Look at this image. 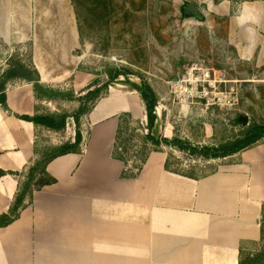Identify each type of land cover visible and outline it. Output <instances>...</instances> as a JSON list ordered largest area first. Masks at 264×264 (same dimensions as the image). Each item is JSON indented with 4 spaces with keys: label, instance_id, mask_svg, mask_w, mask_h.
<instances>
[{
    "label": "crops",
    "instance_id": "0c3cea01",
    "mask_svg": "<svg viewBox=\"0 0 264 264\" xmlns=\"http://www.w3.org/2000/svg\"><path fill=\"white\" fill-rule=\"evenodd\" d=\"M67 14V31L59 36L67 39L66 59L59 42L48 57L52 62L35 48L23 62L37 70L41 83L54 88L71 82L77 95L93 78L69 60L81 35L74 13ZM5 33L0 21L7 44L16 37L24 41V34ZM5 93L10 111L0 103V169L13 173L0 177V214L9 212L28 168L43 157V135L59 146L74 142L77 130L73 118L56 131L19 117L65 111L59 101L38 99L32 82L12 79ZM123 104L109 90L81 118V152L52 159L46 170L56 182L27 197L19 217L0 227V264H239L241 249L258 250L264 142L228 156L203 176L168 169L170 153L163 146L135 177H126L130 163L114 156L120 116L131 113L130 103ZM164 136L172 135L166 129Z\"/></svg>",
    "mask_w": 264,
    "mask_h": 264
},
{
    "label": "rangeland",
    "instance_id": "374dc122",
    "mask_svg": "<svg viewBox=\"0 0 264 264\" xmlns=\"http://www.w3.org/2000/svg\"><path fill=\"white\" fill-rule=\"evenodd\" d=\"M186 1L199 7L205 18L186 16ZM75 3L83 36L69 60L75 58L93 81L108 79L109 63L140 72L159 97L157 134L164 136L167 129L171 138L178 136L198 148L216 147L244 138L253 124L264 125V0H0L2 30L24 34L23 42L16 37L9 44L0 36V71L11 57L31 60L34 48L52 62L48 57L59 42L63 45L59 53L66 59L67 39L59 36L67 31V13H74L78 25ZM139 82L136 76L121 77L110 88L123 105L130 103L132 117L123 118L129 119L131 129L140 120L146 122L145 102L132 85ZM70 86L66 81L54 88L72 90ZM55 100L58 108L70 113L80 103ZM243 115L248 116L247 123L240 120ZM134 133L127 157L129 170L136 171L132 161L137 160L143 131ZM46 134L42 137L48 146L45 153L54 140ZM165 148L171 154V167L190 175H206L229 160Z\"/></svg>",
    "mask_w": 264,
    "mask_h": 264
},
{
    "label": "trees",
    "instance_id": "16d2710c",
    "mask_svg": "<svg viewBox=\"0 0 264 264\" xmlns=\"http://www.w3.org/2000/svg\"><path fill=\"white\" fill-rule=\"evenodd\" d=\"M74 1V0H73ZM75 10L77 13L78 27L81 37L83 36L82 25L80 23V16L78 15L77 4L75 3ZM8 68L3 72L0 77V103L5 110H9L6 99L7 83L12 79H23L32 82L34 85L35 93L38 99L55 100V99H68L79 100V107L75 112L70 113L67 111L59 113H37L34 116L22 115L19 116L26 120L33 121L36 125H42L51 130L61 131L67 126L69 118H73L76 123V138L75 141L65 142L59 146H53L49 152H44L43 157L37 160L32 166L28 168L27 175L15 197V200L10 207L9 212L0 214V227H5L17 219L22 209L27 206V197L32 198L36 190L41 189L45 185L56 182V179L49 175L46 170L47 164L54 158L65 155L71 152H81L82 132L78 128L81 123V118L88 114L95 106L97 101L104 97L102 92L107 94L116 82L120 81L121 77L136 76L140 79L139 84H132L133 87L140 93L141 98L145 102L146 117L145 121H139L138 127L130 128L129 119L132 115L129 112L120 116V123L117 129L114 156L115 158L129 163L127 154L132 150L133 145L130 144L131 139L135 135L134 131L142 129L143 135L141 139V148L137 151V160H133L135 170L130 172L124 171L123 176L135 177L142 169L149 154L153 151H162L163 146L178 147L180 149L188 150L190 152H200L204 157H227L238 153L242 150L248 149L257 144L258 141L264 138V125L253 124L251 129L247 131L244 138H234L221 143L216 147L203 146L198 148L193 144H189L181 140L178 136L172 138L165 137L155 132L159 121L160 114L158 111L159 97L152 87V85L143 77L140 72L133 70L126 66H116L109 63L106 67L105 73L108 79L100 82L99 79L93 81L80 96H77L73 90H59L52 88L40 82V76L37 70L29 64L23 62L19 58L11 57L8 61ZM238 123V119H235ZM132 130L128 137L125 136L126 131ZM129 134V132H127ZM127 134V135H128ZM249 134V135H248ZM131 155V154H130ZM166 167L175 172L183 173L178 169L171 167V154L166 162ZM13 172H8L0 169V177ZM185 174V173H183ZM239 264H264V209L262 218V239L261 245L255 252L241 249Z\"/></svg>",
    "mask_w": 264,
    "mask_h": 264
},
{
    "label": "water",
    "instance_id": "95a60500",
    "mask_svg": "<svg viewBox=\"0 0 264 264\" xmlns=\"http://www.w3.org/2000/svg\"><path fill=\"white\" fill-rule=\"evenodd\" d=\"M183 13L186 16H192V17L198 18L199 20H203L205 18V15L202 12V10L189 1L185 2L184 7H183ZM240 120L244 123H247L249 118L247 115H243V116H240Z\"/></svg>",
    "mask_w": 264,
    "mask_h": 264
}]
</instances>
